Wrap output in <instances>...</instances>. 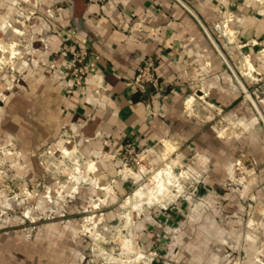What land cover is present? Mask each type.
I'll list each match as a JSON object with an SVG mask.
<instances>
[{
  "label": "crops",
  "instance_id": "obj_1",
  "mask_svg": "<svg viewBox=\"0 0 264 264\" xmlns=\"http://www.w3.org/2000/svg\"><path fill=\"white\" fill-rule=\"evenodd\" d=\"M0 32L6 48L18 47L21 54L14 70L6 71V128L14 129L6 130V140L42 146L72 137L76 152L117 180L119 194L127 187L115 171L125 142L146 158L172 153L209 158L215 138L201 130L199 121L208 115L202 106H245L228 64L237 79L248 65L264 74V0H113L106 7L85 0H0ZM64 46L83 47L88 54L86 81L74 92L68 90L71 65ZM147 58L155 61L160 94L133 83ZM198 159L192 163L195 173ZM189 205L180 201L155 217L162 221L157 235L182 222L219 217L207 211L213 205L208 199L200 198L191 213ZM201 227L189 247L180 228L173 250L166 251L167 243L162 248V264H225V251L242 248L247 257L254 250L257 238L250 232ZM62 235L48 233L46 240L30 243L20 232H0V264H80L73 242L60 245Z\"/></svg>",
  "mask_w": 264,
  "mask_h": 264
},
{
  "label": "rangeland",
  "instance_id": "obj_2",
  "mask_svg": "<svg viewBox=\"0 0 264 264\" xmlns=\"http://www.w3.org/2000/svg\"><path fill=\"white\" fill-rule=\"evenodd\" d=\"M5 38L0 32V232H20L30 243L46 240L48 233L63 234L60 245L73 242L80 264H155L158 260L162 264V248L167 243L166 251L173 250L180 228L184 246L189 247L196 241L194 230L225 225L226 230L250 232L257 238L250 256L244 257L242 248L225 251V264H264L263 73L250 70L249 65L243 70V79H238L246 91L240 87V101L245 104L241 110L202 106L208 108V115L199 121L201 130L211 131L215 138L209 158L182 159L177 153L146 158L137 150L135 158L122 151L115 171H120L118 180L127 187L119 194L117 180L100 174L99 162L76 152L72 137L42 146L6 140V130L14 131L6 128V71L14 70L21 54L18 47L6 48ZM186 102L192 107L193 101L186 98ZM224 148L231 152L223 153ZM203 150L206 153V147ZM196 159L199 173L192 168ZM90 164L95 166L94 173L89 172ZM162 171L175 182L165 197L176 198L172 203H149L151 179ZM202 197L213 202L207 211L219 216L214 222H182L157 235L162 221L155 217L169 213L180 201H190L191 213ZM201 211L205 214L206 209Z\"/></svg>",
  "mask_w": 264,
  "mask_h": 264
},
{
  "label": "built area",
  "instance_id": "obj_3",
  "mask_svg": "<svg viewBox=\"0 0 264 264\" xmlns=\"http://www.w3.org/2000/svg\"><path fill=\"white\" fill-rule=\"evenodd\" d=\"M87 4L106 7L113 2V0H85ZM63 52L70 57L71 69L69 72V92L81 88L87 78L88 68L85 64L88 57L87 50L83 47L71 49L64 46ZM18 56V55H17ZM13 59V58H12ZM261 63L264 66V56L261 58ZM133 83L142 92H152L156 94L162 93L160 82L155 75V61L153 58H147L142 62L138 68L137 73L133 79ZM136 146L132 142H125L122 151L130 156L137 157Z\"/></svg>",
  "mask_w": 264,
  "mask_h": 264
},
{
  "label": "bare ground",
  "instance_id": "obj_4",
  "mask_svg": "<svg viewBox=\"0 0 264 264\" xmlns=\"http://www.w3.org/2000/svg\"><path fill=\"white\" fill-rule=\"evenodd\" d=\"M174 183V177L170 174H163L162 172L157 173L151 179V190L146 195V201L149 203H159L160 200H164L168 188L172 187ZM133 198L135 200V196Z\"/></svg>",
  "mask_w": 264,
  "mask_h": 264
},
{
  "label": "water",
  "instance_id": "obj_5",
  "mask_svg": "<svg viewBox=\"0 0 264 264\" xmlns=\"http://www.w3.org/2000/svg\"><path fill=\"white\" fill-rule=\"evenodd\" d=\"M227 64V63H226ZM231 74L234 76V78L236 79L237 83L240 85V87L242 88L243 92L246 93L244 87L241 85L240 81L236 78V76L234 75V73L232 71H230Z\"/></svg>",
  "mask_w": 264,
  "mask_h": 264
}]
</instances>
